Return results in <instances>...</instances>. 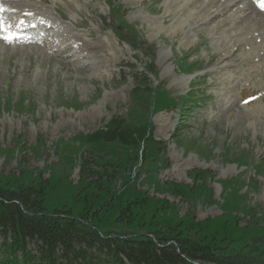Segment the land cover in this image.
Instances as JSON below:
<instances>
[{
	"label": "rangeland",
	"instance_id": "rangeland-1",
	"mask_svg": "<svg viewBox=\"0 0 264 264\" xmlns=\"http://www.w3.org/2000/svg\"><path fill=\"white\" fill-rule=\"evenodd\" d=\"M20 1L57 25L42 45L0 40V186L41 185L47 212L95 209L108 233L169 227L264 257V50L246 60L259 28L234 13L247 0L221 14L224 0Z\"/></svg>",
	"mask_w": 264,
	"mask_h": 264
},
{
	"label": "trees",
	"instance_id": "trees-1",
	"mask_svg": "<svg viewBox=\"0 0 264 264\" xmlns=\"http://www.w3.org/2000/svg\"><path fill=\"white\" fill-rule=\"evenodd\" d=\"M44 199L41 185L0 186V264H264L263 256L182 237L169 227L138 235L108 233L94 220L95 209L79 217L68 209L47 212ZM131 214H123L127 225L133 223Z\"/></svg>",
	"mask_w": 264,
	"mask_h": 264
},
{
	"label": "bare ground",
	"instance_id": "bare-ground-1",
	"mask_svg": "<svg viewBox=\"0 0 264 264\" xmlns=\"http://www.w3.org/2000/svg\"><path fill=\"white\" fill-rule=\"evenodd\" d=\"M1 2H4V4L6 5V7H7V9H9V8H19L18 7V5L20 6V3H21V1L19 0V1H16V5H14L12 2H11V0H0ZM240 1H242V0H225L224 1V5H223V7L221 8V10H219L218 11V14H221V13H226V11H228V10H230V9H232V7H234L236 4H237V2H240ZM255 2H256V4H254L253 5V7H251V6H249V4L247 3V4H245L244 6H239L238 8H236V11L234 12L235 14H239V13H243V12H246V11H248L249 9H251L252 11H251V13L250 14H253V13H256L255 15H260L262 18H264V13H262V12H260L259 10H258V7L257 6H259V5H263L264 4V0H255ZM168 11V10H167ZM244 16H241V18H243ZM212 19V18H211ZM248 19V18H247ZM255 20H257V23L259 24L258 26H259V30L257 31V32H255L252 36H251V39L253 40V43H254V50H253V52L252 53H249L248 52V57L246 58V60H248V61H250V59L251 58H253V57H256L257 56V54H254V53H257V52H259V51H262V50H264V22H263V19H261V18H257V17H255L254 18ZM250 21V20H249ZM40 25H42V24H40ZM50 27H53L52 25H50ZM49 27V28H50ZM46 28V29H45ZM49 28L47 29V26L46 25H44L43 26V29H45L44 31H43V33L44 34H47L48 33V30H49ZM75 41L74 42H76V41H79V40H81V37H79V36H75ZM257 43H260V44H258L257 45ZM85 47H87V49L89 50V51H91V48H93V47H90L89 45H87V44H85L84 45ZM89 46V47H88ZM70 48H72V45L70 46ZM83 50V48H79V50H76V48H75V51H74V53L75 54H77V53H80V51H82ZM234 50V49H233ZM236 51V50H235ZM77 52V53H76ZM92 52V51H91ZM234 53V52H233ZM227 54H228V52H227ZM247 54V53H246ZM243 55V54H242ZM261 58V57H260ZM190 80H191V76H186V77H184L183 78V82L184 83H189L190 82Z\"/></svg>",
	"mask_w": 264,
	"mask_h": 264
},
{
	"label": "snow or ice",
	"instance_id": "snow-or-ice-1",
	"mask_svg": "<svg viewBox=\"0 0 264 264\" xmlns=\"http://www.w3.org/2000/svg\"><path fill=\"white\" fill-rule=\"evenodd\" d=\"M0 10H3V9H0ZM0 28H2V25H0Z\"/></svg>",
	"mask_w": 264,
	"mask_h": 264
}]
</instances>
